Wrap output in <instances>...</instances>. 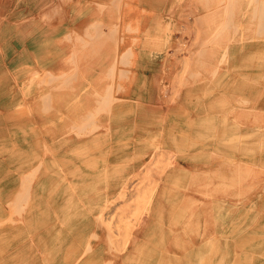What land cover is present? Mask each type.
I'll return each mask as SVG.
<instances>
[{"label":"rangeland","instance_id":"rangeland-1","mask_svg":"<svg viewBox=\"0 0 264 264\" xmlns=\"http://www.w3.org/2000/svg\"><path fill=\"white\" fill-rule=\"evenodd\" d=\"M33 1L0 0V264H264L257 0Z\"/></svg>","mask_w":264,"mask_h":264},{"label":"bare ground","instance_id":"bare-ground-1","mask_svg":"<svg viewBox=\"0 0 264 264\" xmlns=\"http://www.w3.org/2000/svg\"><path fill=\"white\" fill-rule=\"evenodd\" d=\"M23 1H24V0H23ZM26 1H27V0H26ZM35 1H36V0H35ZM38 1H39L40 4H41L43 0H37L36 2H38ZM46 1H47V0H44L45 3L43 2V4H45L44 6H42V4H41V5H40V4H36L34 1H33V2H34L36 5L39 6L38 8H39L40 13H41V12H44L45 9H44L43 7L47 6V7H45V8L48 10V12H50L49 15L52 14V16H53V15L56 16V15H57V12H58V11H56V10H60L59 8L57 9L58 6H56V5H55V6H52L53 3L55 4L56 0H54L55 2H53L52 4L50 3L51 7H50L49 9H48V7H49V2H51L52 0H48L49 2H46ZM114 1H115V0H111L110 2L113 3V4H114V3H117V2H114ZM117 1H118V0H117ZM119 1H120V0H119ZM119 1H118V4L121 5L122 2L119 3ZM206 1H207V0H206ZM209 1H210V0H209ZM213 1H214V0H213ZM213 1H212V3H213ZM218 1H220V0H218ZM218 1H217V2H218ZM251 1H252V0H251ZM18 2H19V0H18ZM18 2H17V5H19V7H20V4H21V3H18ZM20 2H21V1H20ZM98 2H99V11H100V12H103V11H105V10L108 11L107 9H109V13H110V11L113 10V8L115 7V6H113V4H111V3H110L111 5H109V3H108L107 1H98ZM128 2H129V1H128ZM128 2H127V3H128ZM204 2H205V1H204ZM214 2H215V1H214ZM217 2H216V4H217ZM222 2H223V0H222ZM31 3H32V2H31ZM34 3H33V8L36 7V5H35ZM46 3H48V4H46ZM57 3H58V0H57ZM127 3L125 2L124 5H126ZM129 3H130V2H129ZM250 3H251V2H250ZM254 3H256V2H254ZM11 4H12V3H11ZM208 4H209V3H208ZM208 4H207V5H208ZM213 4H214V3H213ZM216 4H215V5H216ZM219 4H221V3H219ZM222 4H223V3H222ZM34 5H35V6H34ZM127 5H128V4H127ZM205 5H206V4H205ZM211 5H212V4H211ZM211 5H210V6H211ZM248 5H249V4H248ZM254 5H256V6H255L256 8H258V9L263 8V10H264V0H257V4H254ZM0 6H1V5H0ZM8 7H9V6H8ZM59 7H60V6H59ZM117 7H120V6L117 5ZM117 7H115L116 10H117ZM123 7H124V6H122V8H123ZM211 7H212V6H211ZM211 7H210V9H211ZM218 7H219V6H218ZM218 7H215V8H218ZM220 7H221V5H220ZM255 7H254V8H255ZM6 8H7V7H6ZM13 8H14V7H13ZM115 8H114V10H115ZM130 8H131V11H132V12L129 13V11H127V12H125V13H126L127 15L129 14V16H131V18H132V17L136 16V14H135V10L137 9V6H135V3L133 2V3L131 4V7H130ZM138 8H139V7H138ZM221 8H222V7H221ZM2 9H3V8H2ZM34 9H35V8H34ZM43 9H44V10H43ZM110 9H111V10H110ZM213 9H214V8H213ZM213 9H212V10H213ZM224 9H225V8H224ZM12 10H13V9H12ZM12 10H10V11H12ZM35 10H36V9H35ZM114 10L112 11V13L114 12ZM116 10H115V12H114L115 15H116V12L118 11V10H117V11H116ZM119 10H120V9H119ZM121 10H122V9H121ZM139 10H140V9H139ZM218 10H219V9H218ZM222 10H223V9H222ZM45 11H46V10H45ZM60 11H61V10H60ZM106 11H105V12H106ZM215 11H217V9H216ZM215 11H214V12H215ZM220 11H221V9L219 10V12H220ZM13 12H15V11H13ZM34 12H35V11H34ZM74 12H75V11H74ZM121 12L123 13V11H120V13H121ZM137 12H139V11H137ZM205 12H206V11H205ZM37 13H38V12H37ZM44 13H45V15H46L47 12H44ZM109 13H108V12L106 13V14H107V17H108V16H111V18H112V15L109 14ZM114 13H113V15H114ZM42 14H43V13H42ZM108 14H109V15H108ZM117 14H119V13L117 12ZM207 14H209V13H207ZM258 14H259V13H258ZM211 15H212V14H211ZM213 15H214V14H213ZM215 15H216V14H215ZM217 15H218V12H217ZM232 15H233V14H232ZM41 16H42V15H41ZM79 16H80V15H79ZM159 16H160V15H159ZM206 16H207V15H206ZM209 16H210V14H209ZM255 16H256V14H255ZM49 17H50V16H49ZM120 17H121V16H120ZM200 17H201V16H200ZM111 18H110V19H111ZM253 18H255V17H253ZM105 19H106V18H105ZM105 19H104V20H105ZM121 19H122V18H121ZM134 19H135V18H134ZM207 19H208V18H207ZM104 20H103V18L101 17V14H100V13H97L96 16H94V18H90V19L88 20V23H89L88 25H89V26H87V27H89V29H92V30H94V31H97V30L100 31L101 35H103L104 33H106L107 35L109 34V36H110V33H109V32L107 33V31L104 32L103 29H102V27H101V26L104 25ZM108 20H109V19H108ZM109 21H110V25H112V24H111V23H112L111 20H109ZM109 21H107L106 23H109ZM207 21H208V20H207ZM261 21H263V20H261ZM263 22H264V21H263ZM129 23H130V22H129ZM257 23H258V22H257ZM260 23H261V22H260ZM59 24H60V23H59ZM106 25H107V27H108L109 24H106ZM110 25H109L110 28H108V29H112V28H114V26L111 27ZM125 25H126V24H125ZM129 25H130V24H129ZM129 25H128L129 28H128V27H127V28L125 27V30H123V32L129 31L130 29H132V28L134 27L133 24L130 25V26H129ZM223 25H224V24H223ZM30 26H31V25H30ZM33 26H34V24H33ZM55 26H56V25H55ZM120 26L122 27V25H120ZM126 26H127V25H126ZM34 27H35V26H34ZM226 27H228V26H226ZM67 28H68V27H67ZM35 29H36V28H35ZM87 29H88V28H87ZM115 29H116V28H115ZM48 30H49V29H48ZM4 31H5V30H4ZM86 31H87V30H86ZM108 31H109V30H108ZM234 31H235V30H234ZM50 32H52L51 29H50L49 33H50ZM82 32H83V30H82ZM103 32H104V33H103ZM116 32H117V31H116ZM67 33H68V32H67ZM98 33H99V32H98ZM100 33H99V37H100ZM102 33H103V34H102ZM106 34H105V36H106ZM261 34H262V33H261ZM261 34H258V35H261ZM64 35H65V34H64ZM88 35H89V34H88ZM170 35H171V34H170ZM170 35H169V36H170ZM65 36H67V34H66ZM80 36H81V35H80ZM94 36H96V35H94ZM241 36H242V34H241ZM87 37H88V36H87ZM99 37H98V38H99ZM110 37H111V36H110ZM121 37L125 38V36H121ZM232 37H233V36H232ZM63 38H65V37H63ZM89 38H90V36H89ZM93 38H94V37H93ZM93 38H92V39L90 38V39L93 40ZM96 38H97V37H96ZM170 38L172 39V41L174 42V44H175V43L178 44L177 39H175L174 35H172V37H170ZM66 39H67V37H66ZM79 39H80V37H79ZM82 39H83V37H82ZM150 39H151V38H150ZM254 39H255V38H254ZM80 40H81V39H80ZM135 40H136V39H135ZM82 41H83V40H82ZM89 42H90V41H89ZM144 43H145V42H144ZM85 44H87V43H85ZM88 44H89V43H88ZM88 44H87V45H88ZM154 44H156V43H154ZM152 47H153V46H152ZM226 47H227V46H226ZM155 48H156V47H155ZM200 50H201V49H200ZM18 51H19V50H18ZM18 51H16V53H18ZM262 51H263V50H262ZM20 52L22 53V52H24V51H20ZM253 53H254V52H253ZM263 53H264V52H263ZM17 55H18V57H21L22 54H21L20 56H19V54H17ZM259 55H261L260 52H259ZM71 56H73V55L71 54ZM256 56H258V55H256ZM250 57H252V54L250 55ZM259 58H260V57H259ZM261 58H262V57H261ZM72 59H73V58H72ZM222 59H223V58H222ZM263 59H264V58H263ZM258 60H259V59H258ZM75 61H76V60H75ZM262 61H263V60H262ZM73 63H74V62H73ZM259 63H260V62H259ZM263 63H264V61H263ZM256 64H257V63H256ZM23 65H24V64H23ZM21 66H22V65H21ZM38 67H39V66H38ZM250 67H251V66H250ZM76 70H77V68H76ZM68 71H69V70H67V69H60V72H62V73H64V72H68ZM216 71H217V70H216ZM241 72H242V71H241ZM37 73H38V72H37ZM43 73H44V72H43ZM45 73H46V72H45ZM47 73H48V72H47ZM47 73H46V74H47ZM76 73H77V72H76ZM213 73H214V71H213ZM238 73H239V72H238ZM246 73H247V72H246ZM254 73H255V72H254ZM257 73H258V72H257ZM214 74H215V73H214ZM33 75H34V74H33ZM33 75H31V76L33 77ZM49 75H50V74H47V76H49ZM53 75H54V74H53ZM64 75H65V74H64ZM251 75H252V74H251ZM38 76H39V75H38ZM40 76H42V75H40ZM58 76H59V75H57V77H58ZM62 76H63V75H61V77H62ZM126 76H127V75H126ZM213 76H214V75H213ZM32 77H31V78H32ZM35 77H36V76H35ZM57 77H56V78H57ZM235 77H236V76H235ZM248 77H249V76H248ZM40 78H41V77H40ZM44 78H45V76H44ZM53 79H54V78H53ZM57 79H58V78H57ZM71 79H72V78H71ZM74 79H75V78H74ZM228 79H229V78H228ZM259 79H260V77H259ZM31 80H32V79H31ZM47 80H48V78H47ZM66 80H67V79H66ZM220 80H221V78H220ZM220 80H219V81H220ZM256 80H257V79H256ZM28 81H30V80H28ZM41 81H42V80H41ZM44 81H45V79H44ZM49 81H51V80H49ZM71 81H72V80H71ZM71 81H70V82H71ZM226 81H227V80H226ZM226 81H225V82H226ZM45 82H46V81H45ZM216 82H218V81H216ZM231 82H232V81H231ZM234 82H235V81H234ZM43 83H44V82H43ZM46 83H47V82H46ZM62 83H63V82H62ZM218 83H219V82H218ZM218 83H217V84H218ZM262 83H263V82H262ZM67 84H69V83H67ZM215 84H216V83H215ZM221 84H222V83H221ZM231 84H232V83H231ZM60 85H61V83H60L59 86H57V87L61 88ZM65 85H66V84H65ZM234 85H235V84H234ZM207 86H208V85H207ZM217 86H218V85H217ZM220 86H221V85H220ZM226 86H227V85H226ZM228 86H229V85H228ZM236 86H237V85H236ZM236 86H234V87L237 88ZM248 86H249V84H248ZM250 87H251V86H250ZM256 87H257V86H256ZM54 88H55V87H54ZM203 88H204V87H203ZM206 88H208V87H206ZM235 88H234V89H235ZM254 88H255V87H254ZM232 89H233V88H232ZM237 89H238V88H237ZM205 90H206V89H205ZM212 90H214V89H212ZM224 90H225V89H224ZM209 91H210V90H209ZM209 91H208V92H209ZM240 91H241V90H240ZM242 91H243V89H242ZM246 91H247V90H246ZM201 92H202V91H201ZM206 92H207V90H206ZM211 92H212V91H211ZM203 93H204V92H203ZM257 93H258V92H257ZM46 94H47V93H46ZM48 94H50V93L48 92ZM210 94H211V93H210ZM224 94H225V93H224ZM44 95H45V94H44ZM106 95H107V94H106ZM206 95H207V94H206ZM240 95H241V94H240ZM208 96H209V95H208ZM231 97H232V96H231ZM246 97H247V96L245 95V98H246ZM248 97H249V96H248ZM252 97H253V95H252ZM41 98H42V97H41ZM49 98H50V97H49ZM203 98H204V97H203ZM240 99L242 100V98H240ZM221 100L223 101V102L221 101L222 104H223V103L225 104L226 101H225L224 99H221ZM243 100H244V99H243ZM249 100H250V99H249ZM251 100H252V99H251ZM72 101H73V100H72ZM247 101H248V99H247ZM216 102H217V101H216ZM218 102H219V101H218ZM237 102H238V101H237ZM240 102H241V101H240ZM251 102H252V101H251ZM107 103H108V102H107ZM226 103H227V102H226ZM238 103H239V102H238ZM243 103H245V102H242V104H243ZM246 103H247V102H246ZM23 104H24V103H23ZM212 104H213V103H212ZM218 104H219V103H218ZM222 104H220V105H222ZM227 105H228V103H227ZM240 105H241V104H240ZM23 106H24V105H23ZM23 106H22V107H23ZM47 106H48V105H47ZM211 106H212V105H211ZM49 107H50V106H49ZM99 107H100V106H99ZM106 107H107V106H106ZM106 107H105V108H106ZM220 107H221V106H220ZM25 108H26V107H25ZM224 108H225V107H224ZM46 110H47V109H46ZM46 110H45V111H46ZM94 110H95V109H94ZM18 111H19V109H18ZM20 111H22V110H20ZM23 111H24V110H23ZM23 111H22V112H23ZM101 111H103V110H101ZM104 111H105V110H104ZM129 111H130V110H129ZM208 111H209V110H207V113H208ZM88 112H90V111H88ZM95 112H96V111H95ZM20 113H21V112H20ZM26 113H27V111H26ZM22 114H23V113H22ZM220 115H221V114H220ZM207 116H208V115H207ZM92 117H93V116H92ZM94 117H95V116H94ZM94 117H93V118H94ZM221 117H222V116H221ZM86 119H87V118H86ZM94 119H95V118H94ZM186 119H188V118H186ZM186 119H185V120H186ZM223 120H224V118H223ZM187 122H188V121H187ZM189 122H190V120H189ZM220 122H221V121H220ZM223 122H224V121H223ZM223 122H222V123H223ZM84 123H85V122H84ZM93 123H95V122H92V124H93ZM224 123H225V122H224ZM224 123H223V124H224ZM225 124H226V123H225ZM190 125H191V124H190ZM229 125H231V124H229ZM232 125H233V124H232ZM235 125H237V124H235ZM73 126H74V125H73ZM75 126H76V125H75ZM80 126H81V124H80ZM94 126H96V125H94ZM94 126H93V127H94ZM34 127H35V126H34ZM93 127H92V128H93ZM96 127H97V126H96ZM224 127H225V126H224ZM228 127H229V129H230L231 127H234V126H231V127L228 126ZM228 127H227V129H228ZM237 127H238V125H237ZM75 128L77 129V127H75ZM199 128H201V127H199ZM234 128H235V127H234ZM72 129H74V128H72ZM84 129H85V128H84ZM203 129H205V128H203ZM209 129H210V128H209ZM224 129H226V128H224ZM235 129L238 130V128H235ZM79 130H80V129H79ZM81 130H82V129H81ZM81 130H80V131H81ZM92 130H93V129H92ZM197 130H199V129H197ZM232 130H233V129H232ZM77 131H78V130H77ZM82 131H83V130H82ZM88 131H89V130H88ZM170 131H171V130H170ZM212 131H213V130H212ZM212 131H211V132H212ZM229 131H230V130H229ZM89 132H90V131H89ZM201 132H202V131H201ZM218 132H219V131H218ZM224 132H225V131H224ZM234 132H235V130L233 131V133H234ZM75 133H76V132H75ZM226 133H227V132H226ZM231 133H232V132H231ZM246 133H247V132H246ZM246 133H245V134H246ZM249 133H250V132H249ZM251 133H254V132H251ZM255 133H257V132H255ZM79 134H80V133H79ZM79 134H78V135H79ZM227 134H228V133H227ZM229 134H230V133H229ZM237 134H239V133H237ZM243 134H244V133H243ZM245 134H244V135H245ZM259 134H260V133H259ZM179 135H180V134H179ZM202 135H205V136H206V131H205V133H203ZM221 135H224V134H221ZM230 135H231V134H230ZM233 135H234V134H233ZM244 135H243V136H244ZM248 135H249V134H247V136H248ZM252 135H253V134H252ZM254 135H255V134H254ZM254 135H253V136H254ZM256 135H257V134H256ZM194 136H195V135H194ZM207 136H208V134H207ZM216 136H217V135H215V137H216ZM224 136H225V135H224ZM224 136H223V137H224ZM226 136H227V135H226ZM241 136H242V134H241ZM263 136H264V135H263ZM95 137H96V136H95ZM95 137H94V139H95ZM97 137H98V136H97ZM191 137H192V136H191ZM218 137H219V136H218ZM228 137H229V136H228ZM245 137H246V135H245L243 138H245ZM249 137H251V136H249ZM255 137H256V136H255ZM196 138H197V137H196ZM221 138H222V136H221ZM221 138H220V140H223V138H222V139H221ZM241 138H242V137H241ZM246 138H247V137H246ZM251 138H252V137H251ZM257 138H258V137H257ZM263 138H264V137H263ZM90 139H91V138H90ZM180 139H181V138H180ZM197 139H198V138H197ZM200 139H201V137H200ZM217 139H219V138H217ZM225 139H226V138H225ZM237 139H238V138H237ZM152 140H153V139H152ZM203 140H204V139H203ZM220 140H219V141H220ZM229 140H230V139H229ZM235 140H236V139H235ZM242 140H243V139H242ZM242 140H240V141L242 142ZM256 140H257V139H256ZM256 140H255V141H256ZM99 141H100V140H99ZM99 141H95V142H99ZM121 141H122V140H121ZM123 141H124V140H123ZM200 141H201V140H200ZM243 141H244V140H243ZM246 141H247V140H246ZM252 141H253V140H252ZM100 142H101V141H100ZM100 142H99V144H100ZM149 142H150V141H149ZM156 142H157V141H156ZM250 142H251V141H249V143H250ZM62 143H63V142H62ZM79 143H80V142H79ZM119 143H120V142H119ZM196 143H197V142H196ZM199 143H200V142H199ZM229 143H231V141H230ZM229 143H228V144H229ZM233 143H234V140H233ZM233 143L230 144V145L232 146ZM242 143H243V142H242ZM247 143H248V142H247ZM253 143H254V141H253ZM93 144H94V142H93ZM97 144H98V143H97ZM178 144H179V143H178ZM191 144H193V143H191ZM216 144H217V143H216ZM218 144H220V143H218ZM222 144H223V141H222ZM222 144H221V145H222ZM224 144H225V143H224ZM235 144H237V143H235ZM259 144H260V143H259ZM205 145H206V144H205ZM225 145H226V146H224V147H227V142H226ZM246 145H248V144H246ZM262 145H263V144H262ZM233 146L235 147L236 145H233ZM249 146H250V145H249ZM86 147H89V146H86ZM97 147H98V145H97ZM180 147H181V146H180ZM201 147H202V146H201ZM216 147H217V146H216ZM240 147H241V146H240ZM240 147H239V148H240ZM261 147H262V146H261ZM98 148H100V147H98ZM214 148H215V146H214ZM220 148H221V147H220ZM220 148H218V149H220ZM241 148H243V147H241ZM241 148H240V149H241ZM52 149H54V148L52 147ZM80 149H81V148H80ZM82 149H84V147H83ZM87 149H88V148H87ZM222 149H223V148H222ZM230 149H231V148H230ZM251 149H253V148H251ZM251 149L249 148V150H251ZM42 150H43V149H42ZM224 150H225V149H224ZM234 150H235V149H234ZM243 150L246 151L245 149H243ZM249 150H248V152H250ZM73 151H74V150H73ZM78 151H79V150H78ZM82 151H83V150H82ZM219 151H220V150H219ZM222 151H223V150H222ZM222 151H221V152H222ZM227 151H228V150H226L225 152H227ZM251 151H252V150H251ZM253 151H254V150H253ZM256 151H257V150H256ZM260 151H261V150H260ZM32 152H33V151H32ZM53 152H54V150H53ZM83 152H84V151H83ZM83 152H82V153H83ZM85 152H86V151H85ZM87 152H88V151H87ZM105 152H106V151H105ZM109 152H110V150H109ZM223 152H224V151H223ZM262 152H263V151H262ZM82 153H81V154H82ZM202 153H205V152H202ZM241 153H242V152H241ZM78 154H79V153H78ZM110 154H111V153H110ZM208 154H209V153H208ZM226 154H227V153H226ZM243 154H245V153H243ZM243 154H242V155H243ZM76 155H77V154H76ZM138 155H139V153H138ZM189 155H190V154H189ZM193 155H194V154H193ZM198 155H199V154H198ZM203 155H204V154H203ZM80 156H81V155H80ZM82 156H83V155H82ZM136 156H137V155H136ZM248 156H249V155H248ZM88 157H89V156H88ZM98 157H99V156H98ZM100 157H101V156H100ZM100 157H99V158H100ZM130 157H131V156H130ZM130 157H129V158H130ZM139 157H140V155H139ZM208 157H209V156H208ZM121 158H122V157H121ZM127 158H128V157H127ZM129 158H128V159H129ZM64 159H65V158H64ZM92 159H93V158H92ZM95 159H96V158H95ZM124 159H125V158H124ZM134 159H136V158H135V155H134ZM134 159H133V160H134ZM82 160H83V159H82ZM85 160H86V159H84L83 161H85ZM88 160H89V158H88ZM88 160L85 161V162H88ZM125 160H126V159H125ZM83 161H82V162H83ZM233 161H234V160H233ZM238 161H239V160H238ZM95 163H96V162H95ZM118 164H119V163H118ZM122 164H123V163H122ZM122 164H121V165H122ZM128 164H129V163H128ZM40 165H41V164H40ZM84 165H85V164H84ZM94 165H97V164H94ZM114 165H115V164H114ZM114 165H113V167H114ZM121 165H120V166H121ZM125 165H126V164H124L122 167H125ZM263 165H264V163H263ZM92 166H93V164H92ZM115 166H116V165H115ZM126 166H127V165H126ZM37 167H38V166H37ZM39 167H40V166H39ZM74 167L76 168L77 166H74ZM109 167H110V165H109ZM35 168H36V167H35ZM69 168H70V167H69ZM90 168H91V167H90ZM71 169H72V168H71ZM77 169H78V168H77ZM92 169H93V168H92ZM116 169H117V168H116ZM119 169H121V168L119 167ZM125 169H126V168H125ZM117 170H118V169H117ZM117 170H116V171H117ZM121 170H123V169H121ZM67 171H71V170L69 169V170H67ZM72 171H73V170H72ZM80 171H81V169H80ZM109 171H110V170H109ZM119 171H120V170H118V172H119ZM73 172H74V171H73ZM111 172H112V171H111ZM113 172H114V171H113ZM118 172H117V173H118ZM66 173H67V172H66ZM79 173H80V172H79ZM84 173H85V172H84ZM99 173H101V171H99ZM133 173H134V172H133ZM35 174H36V173H35ZM69 174H70V173H69ZM74 174H75V172H74ZM74 174L71 175L72 178H73V176H75ZM109 174H110V172H109ZM21 175H23V174H21ZM29 175H30V174H29ZM106 175H108V173H107ZM166 175H168V174H166ZM169 175H170V174H169ZM24 176H25V175H24ZM34 176H35V175H34ZM78 176L80 177V175H78ZM78 176H77V177H78ZM96 176H97V175H96ZM102 176H103V175H102ZM110 176H111V175H110ZM47 177H48V176H47ZM108 177H109V176H108ZM166 177H167V176H166ZM176 177H177V175H176ZM61 178H62V177H61ZM123 178H124V177H123ZM172 178H175V177L172 176ZM172 178H171V181L173 180ZM23 179L27 180L28 178L26 179V178L23 177ZM31 179L33 180L32 177H31ZM67 180H69V179H67ZM175 180H176V178H175ZM21 181H22V180H21ZM27 181H29V180H27ZM27 181H26V182H27ZM30 181H31V180H30ZM71 181H72V180H71ZM113 181H114V180H113ZM107 182H108V181H107ZM56 183H57V182H56ZM73 183H74V182H73ZM75 183H76V182H75ZM81 183H84V182H81ZM71 184H72V183H71ZM78 184H79V182H78ZM113 184H114V183H113ZM129 184H130V183H129L128 178L125 177L124 179L121 180V183H120L121 186H120V188H121V189H124L125 187L129 186ZM73 185H74V184H73ZM114 185H115V184H114ZM20 186H21V185H20ZM141 186H142V185H141ZM141 186H137V187L135 188V190H134L135 192H133L134 195H135V197H134V199H133L134 202L136 201V198L138 197L137 195H140V189L142 188ZM64 188H65V187H64ZM75 188H76V187H75ZM163 188H164V187H163ZM163 188H162V190H163ZM73 189H74V188H73ZM171 190H173V189H171ZM171 190H170V191H171ZM19 191H20V190H19ZM170 191H169V192H170ZM164 193H165V192H164ZM175 193H176V192H175ZM159 194H160V192H159ZM159 194H158L157 196H159ZM168 194H169V193H168ZM171 195H174V194H172V192H171ZM77 196H78V195H77ZM176 196H177V195H176ZM69 200H70V198H69ZM133 200H132V201H133ZM72 201H73V199H72ZM132 201L129 202L128 207L131 206L130 204H132ZM137 201H138V200H137ZM9 203H10V202H9ZM103 205H104V204H103ZM157 205H158V204H157ZM160 205H161V204H160ZM63 206H64V205H63ZM176 207H177V206H176ZM219 207H220V206H219ZM67 208H68V207H67ZM169 212H170V211H169ZM11 213H12V212H11ZM176 213H177V212H176ZM9 214H10V213H9ZM76 214H77V213H76ZM19 216H20V215H19ZM99 216H100V215H98V217H99ZM8 217H9V216H8ZM10 218H11V217H10ZM99 218H100V217H99ZM100 219H101V218H100ZM95 220H96V219H95ZM97 220H99V219H97ZM3 221H4V220H3ZM131 223H132V222H131ZM256 223H257V222H256ZM0 224H2V223H0ZM141 224H142V223H141ZM136 226H137V225H136ZM160 226H161V225H160ZM130 227H131V226H130ZM90 234H91V233H90ZM90 234H89V235H90ZM93 234H94V233H93ZM107 234H108V233H107ZM139 234H140V233H139ZM96 235H97V234H96ZM96 235H95V236H96ZM249 235H250V234H249ZM224 236H225V235H224ZM226 236H227V235H226ZM255 236H256V235H255ZM259 236H260V235H259ZM253 237H254V236H252V238H253ZM257 237H258V234H257ZM244 238H245V237H244ZM105 239H106V238H105ZM109 239H110V238H109ZM213 239H214V238H213ZM213 239H212V240H213ZM217 239H218V238H217ZM250 239H251V238H250ZM253 239H255V238H253ZM253 239H252V240H253ZM252 240H250V241H252ZM217 241H218V240H217ZM225 241H226V239H225ZM213 242H214V241H213ZM215 242H216V241H215ZM226 242H227V241H226ZM245 242H246V241H245ZM217 243H218V242H217ZM239 243H240V242H239ZM239 243H238V244H239ZM242 243H243V242H242ZM137 244H138V243H137ZM246 244H247V242H246ZM138 245H139V244H138ZM138 245H137V246H138ZM211 245H212V244H211ZM226 245H228V244H226ZM137 246H136V247H137ZM86 247H87V246H86ZM90 247H91V246H90ZM213 248H214V247H213ZM240 248H242V247H240ZM108 249H109V248H108ZM147 249H148V248H147ZM237 249H238V248H237ZM115 250H116V249H115ZM134 250H135V247H134ZM138 250H139V249H138ZM212 250H213V249H212ZM216 250H217V249H216ZM216 250H215V251H216ZM146 251H147V250H146ZM130 252H131V251H130ZM142 253H143V252H142ZM163 253H164V251H163ZM244 253H245V252H244ZM135 254H136V253H134V255H135ZM145 254H146V252H145ZM215 254H216V253H215ZM237 254H238V253H237ZM46 255H47V254H46ZM220 255H221V254H220ZM137 256H138V254H137ZM163 256H164V255H163ZM244 256H245V255H244ZM47 257H48V256H47ZM128 257H129V256H128ZM176 257H177V256H176ZM235 257H236V255H235ZM133 258H134V257H133ZM179 258H180V257H179ZM245 258H247V257H245ZM245 258H244V259H245ZM177 259H178V257H177ZM207 259H208V258H207ZM234 259H235V260H239L240 258H239V259L234 258ZM249 259H250V257H249ZM249 259H248L247 261H249ZM46 260H49V259L47 258ZM124 260H125V259H124ZM161 260H162V258H161ZM173 260H174V259H173ZM208 260H209V259H208ZM210 260H211V259H210ZM218 260H219V259H218ZM221 260H222V259H221V257H220V260H219V261H221ZM245 260H246V259H245ZM245 260H244V261H245ZM175 261H176V260H175ZM177 261H178V260H177ZM180 261H181V260H180ZM239 261H240V260H239ZM247 261H246V262H247ZM48 262H49V261H48ZM108 262H110V261H108ZM205 262H206V261H205ZM210 262H212V260H211ZM217 262H218V261H217ZM217 262H216V263H217ZM174 263H175V262H174ZM178 263H179V262H178ZM235 263H236V261H235ZM237 263H238V261H237ZM137 264H138V263H137ZM175 264H176V263H175ZM179 264H181V263H179ZM207 264H208V263H207ZM218 264H220V262H219ZM238 264H239V263H238ZM246 264H247V263H246Z\"/></svg>","mask_w":264,"mask_h":264}]
</instances>
